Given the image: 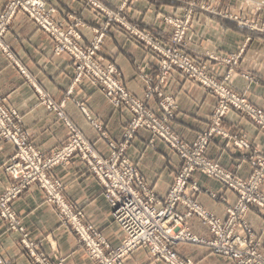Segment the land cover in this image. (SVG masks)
<instances>
[{
    "label": "built area",
    "instance_id": "1",
    "mask_svg": "<svg viewBox=\"0 0 264 264\" xmlns=\"http://www.w3.org/2000/svg\"><path fill=\"white\" fill-rule=\"evenodd\" d=\"M80 1L102 14L104 23L92 24L75 14L69 15L67 20H59L55 17L56 7L49 5L47 0H5L0 13V49L36 90L39 104L55 114L69 131L66 142L46 156L25 131L22 115L16 108L9 107L7 97L0 94V140L11 142L15 147V152L3 166V170L13 178V183L0 194L2 220L9 229L21 233L20 241L35 264H61L53 262L47 253L39 250V242L29 238L21 218L12 206L17 197L30 186L36 185L42 190L46 202L54 206L61 223L75 234L77 244L94 264H126V260L138 248L146 249L155 260L166 264H199L193 258L179 254L177 248L181 244L204 246L227 257L233 264H264L262 241L247 220L251 208L264 214V149L255 147L246 134H230L223 126L227 113L234 110L264 131V108L250 102L228 84L231 69L224 77L213 74L207 59L214 56L192 55L187 40L197 7L221 14L263 34L264 23L259 24L249 17L223 12L210 5L189 3L180 14L162 15L161 21L171 29L170 38L163 42L151 31L141 30L137 24L130 23L123 14V6L113 10L100 0ZM262 6L258 5L257 10L260 11ZM20 14L26 15L49 35L55 54H67L72 59L75 71L73 84L85 81L101 91L113 105L125 106L129 110L131 116L122 140L116 142L109 138L104 124L76 100L92 126L109 144V156H103L97 151L86 134L68 116L64 100L56 101L6 42L5 36L13 19ZM112 27L129 32L158 61L157 84L152 85V78L146 77L149 86L144 98H137L125 87L122 71L116 64L104 63L101 51ZM81 28L92 31L87 45L80 43ZM242 53L243 49L221 60L234 67L239 64ZM173 70H179L186 79L202 86L218 99L210 117L209 129L191 143L184 141L173 130L171 122L178 106L175 99L161 89ZM244 77L253 79L249 73H245ZM71 92L72 88L67 95ZM154 95L158 101L153 107L150 102ZM140 129L152 133L153 137L149 141L152 148H156L155 140L160 139L181 159V167L165 194L158 193L145 180L140 167L126 156L128 146ZM217 135L227 138L235 148L242 151V158L249 167L247 177L238 176L207 155L208 146ZM76 156L86 163L88 171L100 182L113 218L124 232L123 239L115 247L96 226L85 222L81 206L66 198L63 183L51 175L55 166L68 165ZM241 165L238 164L239 167ZM196 172L217 180L231 194L232 199L226 206V218H221L200 203L198 194L202 191L215 200L226 199L209 189H202L194 180ZM193 217L208 226L210 238L200 237L193 232L190 225ZM0 264L12 263L0 254Z\"/></svg>",
    "mask_w": 264,
    "mask_h": 264
},
{
    "label": "crops",
    "instance_id": "2",
    "mask_svg": "<svg viewBox=\"0 0 264 264\" xmlns=\"http://www.w3.org/2000/svg\"><path fill=\"white\" fill-rule=\"evenodd\" d=\"M57 9L55 17L67 20L75 14L84 20L102 25L104 17L91 6L80 0H47ZM105 6L117 10L123 6V14L139 29L151 31L157 38L167 42L171 35L170 26L161 21L162 15H177L189 3L210 5L223 12L249 17L253 22H264V8L260 11L250 0H100ZM258 1V0H256ZM262 2L263 1H258ZM5 0H0V13ZM263 7V6H262ZM254 8L256 10H254ZM82 45H87L92 31L81 28ZM16 56L28 68L37 81L45 87L56 101L65 102L68 116L81 128L97 151L103 156L111 154L109 144L100 136L76 100L103 124L111 140H122L124 129L130 120V112L125 106H115L94 86L83 81L73 84L75 71L72 59L67 54H55L49 35L41 30L26 15L16 16L5 36ZM189 52L194 56L206 57L208 67L219 77L226 76L231 69L228 84L250 102L264 108V34L225 18L221 14L197 7L194 10L191 27L187 34ZM243 49L237 66L222 62L221 58ZM104 63L116 64L122 71L125 87L137 98H144L152 78L157 84L158 61L141 43L122 28L112 27L105 38L102 51ZM249 73L253 79L244 77ZM72 88L70 95L68 91ZM163 92L171 95L177 104L175 118L171 122L173 130L184 141L193 142L202 132L209 129L210 117L218 103L215 95L190 79L179 70H173L169 79L161 86ZM0 94L7 97L9 107L16 108L22 115L24 129L31 141L44 154L50 155L66 142L68 129L58 121L55 114L39 104L36 90L26 82L24 76L0 49ZM153 96L150 105L157 103ZM224 128L230 133L246 134L255 147L264 149V131L241 113L230 110L223 120ZM153 137L147 129L137 131L126 150V156L142 170L145 180L158 192L165 194L181 167V159L160 139L155 140L156 148L149 145ZM15 152L11 142L0 140V194L13 183L10 174L3 170L7 160ZM207 155L218 160L228 170L238 176H248L249 167L242 158V151L235 148L225 137L214 136L208 146ZM238 164H242L240 167ZM51 175L64 185L66 198L81 206L85 222L92 223L106 237L112 246L123 239L124 232L114 220L112 209L103 194L100 182L87 169L86 163L76 156L68 165L55 166ZM194 180L202 189H209L226 201L215 200L207 192L198 194L200 203L226 218V206L231 194L217 180L200 172ZM264 189V186H263ZM12 206L22 220L29 238L38 241L39 250L47 253L53 262L61 264H94L85 250L77 244L75 234L61 223L53 205L46 202L42 190L32 185L13 202ZM251 227L258 233L264 252V214L251 208L247 214ZM193 232L200 237L210 238L211 233L199 218L190 219ZM21 233L9 229L0 217V254L12 264H35L21 243ZM181 256L191 257L199 264H233L227 257L210 251L204 246L181 244L177 248ZM126 264H166L155 260L144 248H138L126 260Z\"/></svg>",
    "mask_w": 264,
    "mask_h": 264
},
{
    "label": "rangeland",
    "instance_id": "3",
    "mask_svg": "<svg viewBox=\"0 0 264 264\" xmlns=\"http://www.w3.org/2000/svg\"><path fill=\"white\" fill-rule=\"evenodd\" d=\"M250 1H253V4H255V5H264V0H258V1H263V3L262 2H258V1H256V0H250ZM255 5H252V7H254ZM257 6H255V7H257ZM262 8H264V6L262 7ZM261 8V9H262ZM254 10H256L255 8H254ZM255 22H257V23H259V24H261L262 22H260V21H255ZM264 23V22H263Z\"/></svg>",
    "mask_w": 264,
    "mask_h": 264
}]
</instances>
